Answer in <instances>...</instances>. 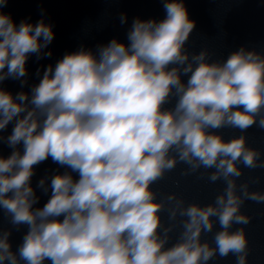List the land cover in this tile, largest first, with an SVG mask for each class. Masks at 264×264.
Here are the masks:
<instances>
[{
	"label": "clouds",
	"instance_id": "1",
	"mask_svg": "<svg viewBox=\"0 0 264 264\" xmlns=\"http://www.w3.org/2000/svg\"><path fill=\"white\" fill-rule=\"evenodd\" d=\"M12 2L0 0V264H248L243 208L264 204L251 175L264 151L247 135L264 130V53H190L186 0H157L162 19L134 18L125 41L81 45L29 85V57L50 58L55 33L17 22ZM49 160L57 169L33 186ZM178 165L222 189L201 203L154 187Z\"/></svg>",
	"mask_w": 264,
	"mask_h": 264
}]
</instances>
